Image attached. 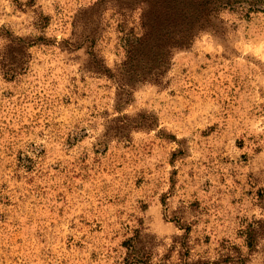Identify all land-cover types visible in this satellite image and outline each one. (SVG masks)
<instances>
[{"label":"rangeland","instance_id":"374dc122","mask_svg":"<svg viewBox=\"0 0 264 264\" xmlns=\"http://www.w3.org/2000/svg\"><path fill=\"white\" fill-rule=\"evenodd\" d=\"M98 2L0 0V264H264V0L133 88Z\"/></svg>","mask_w":264,"mask_h":264},{"label":"trees","instance_id":"16d2710c","mask_svg":"<svg viewBox=\"0 0 264 264\" xmlns=\"http://www.w3.org/2000/svg\"><path fill=\"white\" fill-rule=\"evenodd\" d=\"M109 0H99L91 9ZM119 16L117 30L124 57L115 73H108L101 61L92 55V70L107 74L121 85L158 82L168 71L174 51L188 48L196 35L210 28L218 6H231L239 0H112ZM216 4V5H215ZM137 12L133 21H128ZM130 24V26H129ZM22 56L27 43L18 38ZM7 62L5 74L12 76L21 66ZM107 72V73H106ZM260 220L248 224L242 231L247 247L252 249L260 235Z\"/></svg>","mask_w":264,"mask_h":264}]
</instances>
